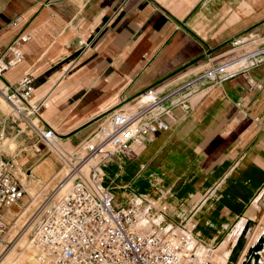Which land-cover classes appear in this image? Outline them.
Wrapping results in <instances>:
<instances>
[{
    "label": "crops",
    "instance_id": "1",
    "mask_svg": "<svg viewBox=\"0 0 264 264\" xmlns=\"http://www.w3.org/2000/svg\"><path fill=\"white\" fill-rule=\"evenodd\" d=\"M22 36L30 39L0 84L32 76L42 124L73 152L145 91L168 93L254 48L264 38V0H0V59L13 58ZM164 118L169 130L108 159L103 184L117 204L141 195L165 205L157 223H192L198 248L216 247L264 194V53L233 79L200 85ZM41 146L44 155L24 165L47 181L61 162Z\"/></svg>",
    "mask_w": 264,
    "mask_h": 264
},
{
    "label": "built area",
    "instance_id": "2",
    "mask_svg": "<svg viewBox=\"0 0 264 264\" xmlns=\"http://www.w3.org/2000/svg\"><path fill=\"white\" fill-rule=\"evenodd\" d=\"M29 39V36L16 39L10 47L13 58L0 59V79L21 58L20 47ZM246 42L241 37L236 45ZM261 53L264 49L215 66L165 94L155 88L145 91L138 105L111 114L89 141L76 151L60 152V155L53 148L57 145L55 131L42 124L43 104L32 102L34 78L28 75L16 85L0 87L1 95L11 108L0 123V245L5 248L0 250V257L11 245L6 241L5 212L24 206L26 198H30L27 185L22 181L21 168L2 146L8 130L15 128L18 135L30 138L32 153L43 156L41 143H44L47 152L55 154L63 164L61 169L66 170L46 197L51 201L43 210L36 242L42 262L217 264L213 255L216 247H205L202 256L198 255L194 224L185 222L169 227L156 222V218L167 211L165 205L155 209L141 195H133L126 204H117L113 192L103 184L102 166L116 154L132 156V144L142 145L151 135L169 130L165 115L185 105L200 85L233 79L239 70L230 68L242 60H255ZM25 175L27 180L32 177L29 170ZM69 183V190L61 194Z\"/></svg>",
    "mask_w": 264,
    "mask_h": 264
},
{
    "label": "rangeland",
    "instance_id": "3",
    "mask_svg": "<svg viewBox=\"0 0 264 264\" xmlns=\"http://www.w3.org/2000/svg\"><path fill=\"white\" fill-rule=\"evenodd\" d=\"M258 45H263L264 48V38L263 40L254 44V48H249L246 53H240L239 56L244 54L250 53L256 49ZM255 52V51H252ZM250 62V61H249ZM248 63V62H247ZM247 63L244 65L239 66L236 70H239L242 67L247 66ZM235 70V71H236ZM4 85L0 84V87ZM5 100V101H4ZM7 101L5 97L1 95V88H0V123L5 119L6 115L10 113V108L7 105ZM13 129V128H12ZM8 135L3 142L5 146V153L13 159L18 165L19 168L22 170V181L27 185V191L29 193L30 198H26V204L21 206L23 208L15 207L13 208L15 211L13 212H5V221L7 222V230H6V241L14 240L19 236L22 232V228L27 224V221L30 220L29 218L32 216V213L41 205V201L44 200L49 194L50 191L54 188L55 184L59 181V179L63 176V173L66 171L63 168V164L61 163V171L59 170L58 176L54 178L48 179L45 181L41 178L40 173L38 172V168L34 167H25V159L26 156L32 154L29 147L30 145L24 141L25 137H21L18 135L17 130H8ZM28 138V137H27ZM30 143L32 141L30 140ZM55 153L60 155V152L71 153L69 149L62 148L58 145L54 147ZM28 151L27 153L25 151ZM55 155V154H53ZM56 156V155H55ZM47 169L50 166L46 167ZM31 172L32 177L28 180L26 179L25 172ZM45 170H42V173L45 174ZM264 193V192H263ZM264 194L261 198L255 202L253 206V217L247 218L248 222L252 221L254 224L249 227L245 236V245L243 252L240 253L238 261L236 264H264ZM262 206V207H261ZM262 208V210H261ZM258 211V213H257ZM25 213V214H24ZM44 217V216H43ZM43 220V218H42ZM245 220H242L236 228L234 229L235 233H232L230 236H226L214 249L215 252L213 255L216 257L215 262L217 264H228V260L232 254V244L236 245L239 238L242 236L244 231L246 230L247 224ZM40 225V222L38 226ZM25 229V227L23 228ZM36 233H27L25 235V243L20 242L19 246L14 249V257L11 261H0L3 264H38V261H35L33 250L31 249V244L34 242ZM260 237V238H259ZM27 239V240H26ZM258 240V241H257ZM246 243H248L246 245ZM260 245L259 248L255 249V246ZM249 247V248H248ZM248 248V251L246 250ZM1 249V247H0ZM2 250V249H1ZM205 251L203 249L198 250V255L202 256ZM245 252V253H244Z\"/></svg>",
    "mask_w": 264,
    "mask_h": 264
},
{
    "label": "bare ground",
    "instance_id": "4",
    "mask_svg": "<svg viewBox=\"0 0 264 264\" xmlns=\"http://www.w3.org/2000/svg\"><path fill=\"white\" fill-rule=\"evenodd\" d=\"M249 58H247V60H248ZM245 60V59H244ZM247 62H245V61H239L237 64H235L234 65V67H232V68H230V70L231 71H233V70H236L239 66H241V65H244V64H246ZM5 101V100H4ZM8 105V104H7ZM8 107L10 108V106L8 105ZM10 112H11V108H10ZM5 141V139L3 140V142ZM3 142H2V146H3V149L5 150V146L3 145ZM23 183H24V180H23ZM71 187V183H69L66 187H65V189L62 191V193L61 194H63V193H66L68 190H69V188ZM55 189V186H54V188L52 189V190H54ZM55 199V198H54ZM264 200V199H263ZM48 201H51L50 199H48L47 200V198H44V200L43 201H41V205H39L38 206V208L32 213V216L29 218L30 220H28L27 221V224L24 226L25 227V229H23L22 228V232H21V234L19 235V236H17V238L16 239H14V240H9L8 241V243L10 244L11 243V245L9 246V249H7L6 251H5V253L0 257V261H11L12 260V258L14 257V249H16V247L17 246H19V244H20V242H24L25 241V235L27 234V233H36V235H35V238L33 239L34 240V242L33 243H30L31 244V249L33 250V254H34V258H35V261H38V264H59V263H52V262H42L40 259H39V246H38V244L36 243L37 242V239H38V236H39V229H40V225L38 226V224H39V222L41 223V221H42V218H43V215H44V209H45V206H47V204H48ZM262 207V206H261ZM20 208V210H21V208H23V207H19ZM261 210H262V208H261ZM14 212L15 210L14 209H9V211H8V213L9 212ZM257 213H258V211H257ZM6 214V213H5ZM25 214V213H24ZM6 220V219H5ZM27 240V239H26ZM25 243V242H24ZM248 244V243H247ZM21 245V244H20ZM259 245H257V246H255V248L256 247H258ZM0 247H1V249L2 250H4L5 248H4V246L2 245H0ZM0 249V250H1ZM247 251H248V248L246 249ZM243 252V251H242ZM245 253V252H244ZM0 264H3V262L2 263H0ZM226 264H227V262H226Z\"/></svg>",
    "mask_w": 264,
    "mask_h": 264
},
{
    "label": "water",
    "instance_id": "5",
    "mask_svg": "<svg viewBox=\"0 0 264 264\" xmlns=\"http://www.w3.org/2000/svg\"><path fill=\"white\" fill-rule=\"evenodd\" d=\"M253 225V222H248L246 230L244 231V233L242 234V236L239 238L238 242L236 243V245L233 246L232 248V254L228 260V264H236V262L238 261V258L240 256V253L243 251L244 249V245H245V236L247 233V230L249 229V227ZM260 245L258 247H256L255 249L259 248Z\"/></svg>",
    "mask_w": 264,
    "mask_h": 264
}]
</instances>
